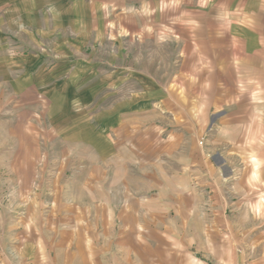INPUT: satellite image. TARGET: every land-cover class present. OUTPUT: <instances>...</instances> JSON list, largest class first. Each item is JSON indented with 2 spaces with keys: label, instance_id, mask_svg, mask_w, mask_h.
Segmentation results:
<instances>
[{
  "label": "crops",
  "instance_id": "1",
  "mask_svg": "<svg viewBox=\"0 0 264 264\" xmlns=\"http://www.w3.org/2000/svg\"><path fill=\"white\" fill-rule=\"evenodd\" d=\"M42 14L68 57L126 40L142 68L116 50L109 88L101 68L93 92L121 100L74 107L84 69L49 87L64 104L48 103L41 128L33 112L14 119L21 148L0 142V264H232L235 215L221 208L231 190L264 187V0H0V29ZM18 60L0 55V87L37 92L5 64Z\"/></svg>",
  "mask_w": 264,
  "mask_h": 264
},
{
  "label": "rangeland",
  "instance_id": "2",
  "mask_svg": "<svg viewBox=\"0 0 264 264\" xmlns=\"http://www.w3.org/2000/svg\"><path fill=\"white\" fill-rule=\"evenodd\" d=\"M49 17L42 14L40 15V21L33 25H29V21L24 20L23 29L17 31L4 27L0 29V44H5L0 45V55L5 53L7 59L9 56H18L19 60L17 63L7 61L5 64L6 66L18 65L21 67L23 71V92L28 90L30 81L33 82L34 87V82H38L39 85L38 91L31 94H14L10 91L11 87L6 84L0 87V107L3 109L6 107L4 111H1L0 118L5 117L7 119L6 126L0 123V142L3 143L4 138H6V148L11 152L19 151V148H21L18 146L14 136V119L18 115L19 117L21 115L24 122L26 121L29 124L31 123L29 119L33 118L31 116V112H33L35 114L34 118L40 119L38 125L41 128L46 121L48 103H53L54 111L62 108L64 95L49 93V87L57 86L60 92L64 87L68 90L67 82L70 79H72V82H79L80 79H77L80 75L79 73L86 69L89 74L86 77L87 79H82V84L84 80H88L89 83L82 87L77 85L75 94L70 93L68 90L66 96L72 100L71 102L74 103L73 105L76 108L81 103L94 102L95 100L98 103L102 102L104 106L110 105L112 102L121 100L124 94L111 95L109 90L104 91L102 95L95 94L93 92L96 86L95 71L102 68L104 85H108L107 88H109L112 81L110 77V70L112 69L110 59L111 54H114L116 50L119 51V64L123 67L128 65L135 69L139 68L141 70L142 68V62L140 61L142 47L132 44L128 45L126 40H120L121 44L118 47L110 44L102 48L91 45L69 47L71 57H68L66 55L68 51H65L68 47L56 45L58 40L63 37L62 31L53 28V21ZM4 25H7L6 21ZM14 40L17 41V44H14ZM80 54L91 58L84 61ZM100 57L103 64L100 61ZM155 80L157 81V78ZM96 81L98 82V79ZM136 86L137 82L135 83ZM32 105L35 106L33 107L34 110ZM92 112L93 109L86 110L83 114L86 118H83L92 119L94 117ZM4 128L6 129L4 130ZM30 128V126L23 127L26 132ZM4 131L7 133L6 137L3 135ZM40 147L42 148L41 141ZM244 189L245 187L242 188L241 192L231 190L232 203L226 208H223V206L221 208L225 213L235 215L232 217L230 224L225 223L227 226L229 224L230 229H233L232 238L230 239L234 248V252L231 254L232 264H264V187L248 183L246 190ZM240 193H242L241 197L245 200L242 199L241 205H237L238 200L236 199ZM222 225L223 223H216V229H219Z\"/></svg>",
  "mask_w": 264,
  "mask_h": 264
}]
</instances>
